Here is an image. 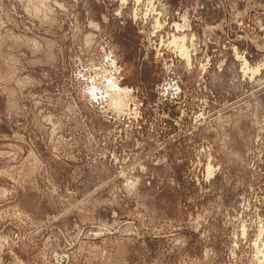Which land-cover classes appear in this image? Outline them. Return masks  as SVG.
Listing matches in <instances>:
<instances>
[{
	"label": "rangeland",
	"instance_id": "1",
	"mask_svg": "<svg viewBox=\"0 0 264 264\" xmlns=\"http://www.w3.org/2000/svg\"><path fill=\"white\" fill-rule=\"evenodd\" d=\"M0 264H264V0H0Z\"/></svg>",
	"mask_w": 264,
	"mask_h": 264
},
{
	"label": "bare ground",
	"instance_id": "2",
	"mask_svg": "<svg viewBox=\"0 0 264 264\" xmlns=\"http://www.w3.org/2000/svg\"><path fill=\"white\" fill-rule=\"evenodd\" d=\"M185 38H173L171 39V41H169L172 45H174L177 50L179 49L181 54L183 55L184 58H186L187 60L189 59V55H188V51L186 50V48L183 47ZM170 45V44H169ZM175 48V49H176ZM248 71V70H247ZM210 169V168H209ZM211 174V173H210Z\"/></svg>",
	"mask_w": 264,
	"mask_h": 264
}]
</instances>
